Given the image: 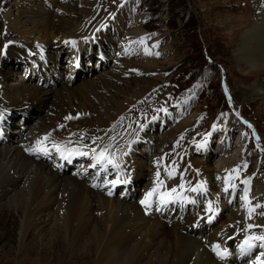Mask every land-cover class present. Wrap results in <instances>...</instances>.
Returning a JSON list of instances; mask_svg holds the SVG:
<instances>
[{"label": "bare ground", "instance_id": "1", "mask_svg": "<svg viewBox=\"0 0 264 264\" xmlns=\"http://www.w3.org/2000/svg\"><path fill=\"white\" fill-rule=\"evenodd\" d=\"M90 1L81 0L85 6L80 13L84 15L80 17V26L77 21L76 24H71V20L62 17L53 20V17L45 15L38 20H33L35 17L23 20L25 17L21 19L10 15L8 20L14 24L18 33L28 38L27 41H31L28 46H32V51L38 49L36 64L44 63L47 58L40 54L42 47L39 43H44V48L52 45L56 47L61 38L70 43L67 57L70 63L76 65L79 57L75 50L81 52L86 49L88 52L92 49L94 40L100 42L101 49L102 46L104 49L105 45L101 26L96 30L85 29L84 32H81L83 28L77 29L84 27L86 22L97 15L93 7L95 3ZM231 1L226 0L224 5L230 13L236 11L230 4ZM84 17L85 20H82ZM229 18L231 25L239 23L237 16H234V19L231 16ZM257 18V24L246 23V31L238 42L239 48L235 55L238 63L250 68L251 74H255V80L264 79V8L259 9ZM247 19L250 21L251 18ZM142 21L143 19L136 18L140 25ZM135 34L143 38L145 30L139 26ZM92 35L95 37L89 39ZM128 36L130 37V34ZM39 39L42 41H38L37 45ZM72 42L75 43L72 45ZM158 44L159 41L155 40L153 50L150 48V51L146 52L145 57L150 60L137 64L140 69L131 71L130 68L129 72L123 71L124 78L117 77V84L107 81L105 85L104 76L99 80L96 77L93 80H85L81 90L84 99L77 97L67 85L69 77L65 79L66 84L56 91H44L37 86H27L25 82L11 84L10 90L3 87V95L0 97V202L2 214L8 210L9 215L15 212L22 219L18 264L46 262L50 255H54L53 248L60 240L55 242L53 239L58 235L60 238L64 237L68 243V253L85 248L91 250L90 255L84 254L80 264H252L259 251L264 250L257 247L264 241L250 239L264 236V182L258 174L249 177L246 184L248 191L243 195V201L239 205H227L220 201H226L229 192H236L239 179L233 178L225 182L222 190L226 197H222L220 201L216 196L217 187L230 174L236 171L241 173L242 170L237 167L236 159L228 157L226 151L220 150L222 159L217 167L204 170V176L201 178L205 182V188L201 193L191 178L192 173L183 176L182 167L181 172H178L172 164L173 157L175 160L177 155L174 151L176 143L180 138L194 132L197 123V115L186 116L183 108L179 109L175 117L176 122L172 124L173 128L168 129L163 137L157 140L158 151L150 159V165L146 164L150 168H159L161 179L167 188L162 187L157 193L160 188L156 187L154 176L152 183L148 185V192L143 193L137 200L134 199L137 196L135 194L130 200L112 198L117 184H121V181L127 184L136 169L138 178H144V171L148 170L143 165L139 168L132 167L133 170L128 171L121 167L124 160L122 156L126 150L124 143L118 144L114 149L116 159L110 154V149L118 141H114L118 138L114 130L127 128L124 124L127 121L124 120L125 116L134 113V107L141 103L152 89L150 83L141 85L137 75L162 71L159 59L162 52L158 51ZM1 48L2 46L0 54L3 49ZM87 52H81V61ZM104 52L107 55L109 50L105 48ZM21 53L27 55L23 51ZM1 63L0 60V65ZM119 63L126 66L131 62L122 60ZM0 74L5 82L8 81L9 78L1 68ZM127 75L136 77L126 80ZM250 77L248 75L246 79ZM99 81H105L101 87ZM107 96L114 100L110 102ZM240 97H236L239 105L256 100L255 103L264 106V81L255 82L253 89L242 93ZM93 98L106 100V106L104 102L96 105ZM26 104H31L35 109H47L54 116V120L52 123H41L38 116L34 123L35 128L25 125L26 129L17 130L18 136L15 140L6 144L5 128H10L7 105L8 109L18 107L26 111ZM27 118L29 120V117ZM132 121H129V124ZM233 123L229 120L225 125H221L225 128L224 134L231 130ZM64 126L67 128L64 132L58 131ZM104 137L106 138L103 140ZM242 142L243 140L239 144ZM15 143L17 145H14ZM225 145L227 150L232 148L227 143ZM239 148L241 153L238 158L244 160L248 149L241 145ZM52 155L60 157L63 164L67 161L74 164V159H77V163L89 158L91 163H87L86 168L91 166L95 173L87 182L83 180L86 176H82L85 169L78 168L72 175L62 174L59 170L54 171L46 162L35 158L40 156L48 160ZM63 164L62 168L66 169ZM114 165L116 168L111 171L110 167ZM197 166L193 165V168L200 171L201 167ZM173 189L175 191H172ZM193 194L201 196L192 198ZM139 199L144 203H139ZM189 204H192L191 207ZM147 209L154 210L150 213L154 217L143 215ZM210 212L219 214L218 218L213 219V213ZM170 219L173 220L171 225L168 223ZM53 222L58 233L53 231ZM255 230L260 232L255 235ZM35 231L42 237L53 236L43 250H40L39 243L29 247V241ZM6 234L8 235L7 232ZM249 245L253 247L250 249ZM57 258L58 255H54V260ZM79 259L81 258L76 261ZM261 259L264 260V257ZM3 260L6 263L12 260L11 243L4 246Z\"/></svg>", "mask_w": 264, "mask_h": 264}, {"label": "rangeland", "instance_id": "2", "mask_svg": "<svg viewBox=\"0 0 264 264\" xmlns=\"http://www.w3.org/2000/svg\"><path fill=\"white\" fill-rule=\"evenodd\" d=\"M93 2L95 3L93 7L97 12L96 17L93 16V19L86 22L84 27L77 29L83 28L81 32H84L85 29H100L101 26L100 30L105 36L103 37L105 39L104 49L103 46L102 49L99 46V41L94 40L92 49H89L88 52L86 49L81 50L83 53L87 52L82 61L80 58L82 53L75 50V54L79 57L78 64L75 65L70 63L71 61L67 57L70 52V43L61 38H59V44L56 47L52 45L44 48L45 44L39 43L42 47L40 54L42 56L44 54L47 58L44 63L36 64L38 49L32 51V46H28V42L31 41H27L28 38L18 33L8 18L12 15L21 19L25 17L26 19L23 20L33 19V17H35L33 20H38L45 15L53 17V20L61 17L71 20V24L78 22L77 24L80 26L79 20L82 16L80 13L85 6L81 0H0V34L2 33L0 46L3 48H1L0 54L2 62L0 68L9 78L5 82L0 74V97L3 95V87L10 90L11 84L15 82H25L27 86H37L44 91H56L66 84L65 79L69 77L67 85L71 87L74 94L78 95L77 97L84 99L81 90L85 80L96 78L99 80L104 76L106 77L105 85H107V81L117 84L115 82L117 77L124 78L123 71L129 72L130 68L131 71L140 69L137 64L144 60H150L145 57L146 52L150 51L154 41L158 40V51L162 52L159 55L162 71L137 75L141 85L150 83L152 89L141 103L137 104L134 109L132 108L134 113L125 116L124 120L127 119V121L124 124L127 128L122 129L123 131L114 130L118 137L114 141H118L110 149V151L112 150L110 154L115 158L114 149L118 144L124 143L127 150L122 156L124 160L122 162L117 159L123 163H121V167L128 171L133 170L132 167L139 168L143 165L148 170H143L146 175L144 178H138L136 176L138 169H136L127 184L122 183L123 181L121 184H117L112 198L130 200L135 194L137 196L134 199L137 200L143 193L148 192V185L152 183L154 176L156 187L167 188L165 184H162L164 182L161 179L159 168L156 166L150 168L147 165L148 163L150 165V159L158 151L157 140L161 139L168 129L173 128L172 124L176 122L175 117L178 115L179 109L183 108L186 116L197 115V123L194 132L180 138L176 143L174 151L177 155L175 160L173 157L172 164L175 165L178 172L182 167L183 176L192 173L191 178L201 193L205 188L203 185L205 182L201 178L204 176L203 172L206 169L217 167L219 160L222 159L220 150L223 149L228 157L236 159L237 167L242 170V174L237 171L232 173L234 175L230 174L217 187L216 196L220 201L225 196L222 190L225 187V182L238 177L237 187L239 190L236 188L234 194L229 192V196H225L226 201L223 199L220 202L227 205L229 203L239 205L241 201L237 203L236 194L237 191L241 194V184L254 174H258L264 182V106L255 103L256 100L239 105L236 102V97L240 99L242 93L250 92L253 89L255 82H262L264 79L255 80V74H251L250 68H245V65L238 63L235 55L239 48L238 42L246 31V23L250 22L251 25L259 23L257 17L259 9L264 8V0H232L230 4L235 7L236 11L231 13L229 9L224 8L226 0H93ZM230 16L233 19L234 16H237L239 23L231 25L229 23ZM249 17L250 21L246 20ZM136 18L143 19L141 25L136 22ZM82 20H85V17ZM139 26L145 30L143 38H139L135 34ZM93 37L95 36L92 35L89 39ZM126 38H129L130 41ZM104 39L101 38V40ZM38 41L42 40H37V45ZM74 43L72 42V45ZM105 48L109 50L107 55L104 52ZM122 60L130 61L129 64L132 67L130 65L122 66L119 63ZM56 65L58 66L56 67ZM248 75L251 77L247 80ZM132 77L136 76H125L126 80H130ZM105 81H99V87ZM107 97L110 102L114 100L112 97ZM92 100L96 105H100L99 102H104V105L106 103V100L102 99L93 98ZM8 106L6 110H9L10 128H5L6 144L14 141L18 136L16 131L25 130V125L35 128L34 123L38 116L41 118V123H52L54 120V116L45 108L35 109L31 104H26L27 108L24 111L23 108L18 107L12 109L9 107L8 109ZM131 120L133 121L129 124ZM229 120L234 122L233 127L226 131L227 134H224L225 128L221 125H225ZM66 129L64 126L58 131L64 132ZM87 132L90 133V131ZM110 132L112 133V131ZM241 138H243L242 143L244 144H239ZM226 143L232 147L230 150H227ZM240 145L248 149L244 160L238 158L241 153ZM35 158L46 162L54 171L59 170L62 174L72 175L78 168L85 169L87 172L84 171L82 176H86L83 180L87 182L95 173L91 166H89L90 170L86 168L87 163H91L89 158L82 159L83 161L77 163V159H74V164H70V161L63 164L60 157L57 158L56 155L50 156L48 160L40 156ZM62 164L64 168H67L63 169ZM193 165L201 167L200 171L193 168ZM114 167L116 168V165L111 166L110 170L114 171ZM111 175L110 178H112ZM199 195L201 196V194ZM199 195L193 194L192 198ZM191 205L189 204L190 207ZM151 211L154 210L147 209L143 215L154 217L150 215ZM1 212L0 202V264H18L22 219L15 212L12 215H9L8 210L3 214ZM94 216L96 217V214ZM168 223L171 225L173 220L170 219ZM52 227L53 231L58 233L54 222ZM254 232L256 235L260 231L255 230ZM50 238L53 239V236L42 237L38 231H35L29 241V247L39 243L40 250H43ZM53 240L55 242L60 240L58 245L53 248L54 255H58L57 260H54L52 254L46 262L37 264H80L84 254H91V250L87 248L68 253V243L64 237L60 238L58 235ZM7 243H11L12 246L10 263H6V259L3 260V250ZM77 258L81 259L77 262Z\"/></svg>", "mask_w": 264, "mask_h": 264}, {"label": "snow or ice", "instance_id": "3", "mask_svg": "<svg viewBox=\"0 0 264 264\" xmlns=\"http://www.w3.org/2000/svg\"><path fill=\"white\" fill-rule=\"evenodd\" d=\"M172 191H175V189H173ZM109 194H111V193H109ZM141 203L143 204L144 201H141ZM262 214H264V213H262ZM250 227H252V226L250 225ZM250 239H256V240L264 241V236H262V237H252ZM252 247H253V245H249L250 249ZM257 247L259 249H264V243L259 244ZM262 257H264V250L259 251L258 255L253 260L252 264H257V262H259V264H264V260L261 259Z\"/></svg>", "mask_w": 264, "mask_h": 264}]
</instances>
